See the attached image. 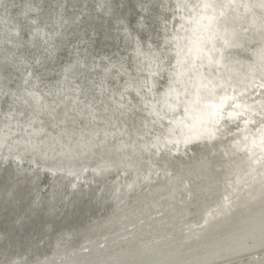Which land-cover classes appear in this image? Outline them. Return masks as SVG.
Segmentation results:
<instances>
[{
  "label": "bare ground",
  "instance_id": "1",
  "mask_svg": "<svg viewBox=\"0 0 264 264\" xmlns=\"http://www.w3.org/2000/svg\"><path fill=\"white\" fill-rule=\"evenodd\" d=\"M163 1L135 0L149 5L134 12L123 0H0V264L264 257L253 249L263 200L231 169L232 157L244 161L236 140L264 121V7L221 1L218 22L199 19L201 51L189 41L181 57L164 23L208 1ZM78 43L87 58L74 56ZM224 96L240 120L194 119Z\"/></svg>",
  "mask_w": 264,
  "mask_h": 264
},
{
  "label": "rangeland",
  "instance_id": "2",
  "mask_svg": "<svg viewBox=\"0 0 264 264\" xmlns=\"http://www.w3.org/2000/svg\"><path fill=\"white\" fill-rule=\"evenodd\" d=\"M49 1V0H48ZM71 3H73L72 5H74L73 7H75L76 5H78L77 3H75L77 0H70ZM128 1V0H127ZM137 1V0H136ZM139 1V0H138ZM141 1H145V2H148L149 0H141ZM174 1V0H173ZM202 1V0H201ZM219 1H220V4H219ZM221 1L223 0H214L212 2V5L211 6H208L207 8L209 7H220V5L222 4ZM56 2V1H55ZM155 2V1H154ZM175 2V1H174ZM203 2V1H202ZM50 3V2H48ZM46 3V4H48ZM128 3V2H127ZM158 4V3H157ZM50 5H52V3H50ZM149 4H147L145 7L147 8ZM188 6V5H187ZM143 5L142 7H136V5H134L132 7V9L134 10V12H137V9H142L141 11H143L144 9H146ZM204 7V6H203ZM225 7H229V3L227 2L226 6ZM138 9V11H139ZM133 10H131L133 12ZM148 10V9H147ZM84 18V16H83ZM82 30L86 32V30L88 29L86 27V24L85 22L82 23ZM75 28V27H74ZM67 31V30H66ZM79 30L75 29L74 33H76L77 35L79 34L78 32ZM140 31V30H139ZM68 33V32H67ZM183 33V32H182ZM139 35H141L142 37L140 38L141 40V43H144V39H143V35L141 33V31L138 33ZM70 35V34H69ZM81 35V33H80ZM82 35H84L82 33ZM87 35V34H86ZM72 38L75 37L74 34L71 35ZM70 36V37H71ZM190 36V35H189ZM79 37V36H77ZM69 38V37H68ZM81 38V37H79ZM192 37H190L189 39H191ZM139 43V45L141 44ZM60 46V45H59ZM75 46H77L75 48V53H74V56L76 55L78 58H84V56L86 57V55L88 54L85 50V47L83 46L82 43H78L76 44ZM142 46V44L140 45ZM87 58V57H86ZM68 59V57L64 58L63 60L66 61ZM80 60V59H79ZM81 61V60H80ZM118 62V61H117ZM77 64V65H76ZM73 69L69 72H67V79L70 78V77H73L76 73H78L77 71H79L81 68H83V66H81L80 62H77ZM76 72V73H75ZM102 77V76H100ZM84 78V77H83ZM76 87L78 88V85H82V84H85L87 81V79L85 80L84 79H81V78H76ZM48 92H50V90H48ZM130 94V93H128ZM110 101V100H109ZM106 103V102H104ZM103 104V103H102ZM110 106V105H109ZM108 106V108H109ZM134 113V112H133ZM159 129L158 132L161 133V129L162 127H158ZM54 130H56L54 128ZM54 132V131H53ZM52 132V133H53ZM43 135H45L44 132H42ZM245 137H247V139H245ZM244 141H243V140ZM253 140H255V144L253 143ZM237 142L235 143V145H242L241 147V152L244 153V161H241L239 160L238 158H233L232 157V162H231V165H232V172H237V174L239 176H237L235 178V180L237 182H242V184L246 183V190L247 189H250L252 191V189H254V191H252L257 198H259L260 200H263L261 201L262 205H264V147H261L260 146V134L256 132V130H248L246 133H244V135L242 136L241 139H237L236 140ZM243 142V143H242ZM259 149L260 151L258 152L260 155L258 157H256V152L255 150ZM234 163L236 166H234ZM234 166V167H233ZM243 170V171H242ZM242 172V173H241ZM160 173V172H159ZM240 173V174H239ZM162 174V173H161ZM160 174V175H161ZM241 175V176H240ZM246 193V192H245ZM239 194H243L242 192H239ZM244 195V194H243ZM245 196V195H244ZM247 196V195H246ZM245 196V197H246ZM242 203V202H240ZM237 202V204H240ZM186 217V215H179L178 218L181 219V221H183V219ZM221 218V217H220ZM222 219V218H221ZM219 219V220H221ZM224 219V218H223ZM192 222L194 223L195 220L192 219ZM212 222H215L216 224V221H209L206 225H203V226H200V229H198V235H201L203 232L207 231L209 227H211V225H214V223ZM181 223V222H180ZM219 223V221L217 222V224ZM182 224V223H181ZM216 226V225H215ZM201 230V231H200ZM257 247L253 248V249H256V248H264V236L262 238V240L260 242H258L257 244ZM248 251V250H247ZM241 253V252H240ZM262 252L258 253L259 257H260V254ZM228 255H226L227 257ZM221 257V256H220ZM225 258V257H224ZM262 258V256H261ZM219 260L220 258H215L214 260ZM244 260V259H243ZM247 261H249V257L247 258ZM219 264H241V262H238V261H235L233 262L232 260L231 261H226L224 263H219ZM247 264H264V257L262 259H258V260H251V262L247 263Z\"/></svg>",
  "mask_w": 264,
  "mask_h": 264
},
{
  "label": "water",
  "instance_id": "3",
  "mask_svg": "<svg viewBox=\"0 0 264 264\" xmlns=\"http://www.w3.org/2000/svg\"><path fill=\"white\" fill-rule=\"evenodd\" d=\"M124 1V3L126 4V2H128L127 3V5L129 6V7H133L134 5H135V0H123ZM166 1H168V6H170V5H172V0H166ZM166 1H163V3H165ZM203 2L205 1V0H202ZM201 1V2H202ZM208 2H204V4H202V6H200V8H199V10L200 11H197V12H194L193 13V11H191L190 10V15H189V18H188V20H182V21H180V22H177L176 20H173V18L172 19H169L168 21H166L164 24L165 25H167V28H165V30H164V32L165 33H170L171 34V39H172V43H173V45H174V49H175V52L173 53V55L175 54V55H178V56H181V57H183L182 55H181V53L184 55V56H189V54L185 51V53H183L182 52V47L183 48H187V46H189L190 48H191V44L189 43V41L191 42V41H193V39L194 38H197V37H199L202 33H201V29L204 27V25H201V23H199V19H201L202 17L203 18H205V17H209V20H210V24L209 25H211L212 23H214V21H216V22H218V17H216L215 15L217 14L216 13V11L217 10H219L218 9V7H209V8H207V7H205L204 5L205 4H207L208 6H211L212 5V2L214 1V0H207ZM177 3H179L180 1H176ZM176 2H174L173 4H175ZM202 2V3H203ZM232 2H233V4L236 2L237 3V0H229V5H231L232 4ZM240 2V5L242 4V5H245V6H247V7H264V0H240L239 1ZM239 2L237 3V4H239ZM192 6V5H191ZM204 6V7H203ZM137 7V6H136ZM230 7V6H229ZM180 8L181 7H174V11L176 12V13H179V15L180 14H182L179 10H180ZM192 8V7H191ZM226 8H228V7H226ZM146 10V9H145ZM142 12H144V11H142ZM184 12H185V10H184ZM187 13V12H186ZM183 15V14H182ZM183 17V16H182ZM123 18H124V16H123ZM215 18L217 19V20H215ZM126 19V18H125ZM124 19V20H125ZM170 20H172V24L170 23ZM190 20V21H189ZM129 21H130V19H129ZM203 21V20H202ZM186 22H187V27H185V24H186ZM177 23V24H176ZM131 26H133V23L131 22ZM212 26V25H211ZM169 28V29H168ZM136 29H137V27H136ZM163 32V33H164ZM183 32V33H182ZM79 34H80V32H79ZM74 35H75V37H73V38H71V40H73V39H75V38H79V37H77V35H76V33H74ZM190 35V36H189ZM190 37H192L191 39H189ZM139 45V44H138ZM186 46V47H185ZM190 55L192 56V57H195L196 59L194 60V62H198L199 61V59H200V56L198 55V54H195V53H193V54H191V52H190ZM199 56V57H198ZM166 57V56H165ZM175 57H177V56H175ZM192 57L190 58V57H188L190 60H192ZM158 58V57H157ZM156 58V59H157ZM155 59V60H156ZM159 59V58H158ZM169 58H167V62H166V67L165 66H163V68H162V63H160V67L158 68L159 70V72H164V71H169L168 70V68H167V65L168 64H170V62H168L169 60H168ZM171 59V58H170ZM173 59V58H172ZM176 59H175V64H176ZM156 62V61H155ZM199 68H201V67H199ZM203 69V68H202ZM202 69L201 70H193V69H191L192 70V75L194 76L195 75V77L197 76V77H199V75H200V77L202 76V75H204L203 73H202ZM160 96V95H159ZM193 108V107H192ZM197 112H199V110H197ZM253 130H256V129H254V128H252ZM248 130H251V129H246L245 131L243 130V132L244 133H246ZM242 132V133H243ZM256 132L257 133H259L260 134V129H257L256 130Z\"/></svg>",
  "mask_w": 264,
  "mask_h": 264
},
{
  "label": "snow or ice",
  "instance_id": "4",
  "mask_svg": "<svg viewBox=\"0 0 264 264\" xmlns=\"http://www.w3.org/2000/svg\"><path fill=\"white\" fill-rule=\"evenodd\" d=\"M205 7H208L207 4L204 5ZM202 37H197L195 40L191 41L194 50L199 53L201 51L200 44L202 42ZM193 48H190L189 51H192ZM212 58L209 57V61L211 62ZM199 99V97H198ZM230 98L227 96L221 97L220 101L218 103H211L206 104L205 108L201 110L199 117H195L194 119H199L201 123H203L205 120H207L210 123L216 124L217 122H222L227 117L230 120H240L243 117V111H237V109H240L241 106L239 104H236L234 101L231 104H228L227 101ZM171 107V106H169ZM231 109V111H229ZM189 111L188 108H185V113ZM245 123H248L245 121ZM247 139V137H245ZM253 143L255 144V140H253ZM260 146L264 147V121L261 122V129H260Z\"/></svg>",
  "mask_w": 264,
  "mask_h": 264
}]
</instances>
